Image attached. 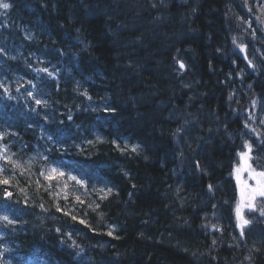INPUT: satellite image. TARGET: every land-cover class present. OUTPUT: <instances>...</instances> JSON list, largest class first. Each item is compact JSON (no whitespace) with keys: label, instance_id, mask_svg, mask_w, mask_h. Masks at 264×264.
<instances>
[{"label":"trees","instance_id":"16d2710c","mask_svg":"<svg viewBox=\"0 0 264 264\" xmlns=\"http://www.w3.org/2000/svg\"><path fill=\"white\" fill-rule=\"evenodd\" d=\"M0 3L3 264H264L233 179L245 112L264 113V0ZM179 132L201 153L160 143Z\"/></svg>","mask_w":264,"mask_h":264},{"label":"snow or ice","instance_id":"6c2138e0","mask_svg":"<svg viewBox=\"0 0 264 264\" xmlns=\"http://www.w3.org/2000/svg\"><path fill=\"white\" fill-rule=\"evenodd\" d=\"M0 8L9 9L10 4L9 3H0ZM180 67L184 68V64L182 62L180 63ZM44 71H47V69H44ZM5 91H7V89H5ZM28 95L31 96L32 93L29 92ZM35 103H36V105H41L42 101L37 99V100H35ZM261 123H264V121H261ZM253 131H255V130H253ZM0 138H2V137H0ZM243 147L246 148L248 151L247 152L242 151V152L238 153V155L241 157V159L244 162V168L243 169L237 168L236 171H237V173H239L240 171H243V170H249L251 172H254V170L251 168V165L248 164V160L251 159L249 153L252 150V146H251V144H249L246 141L244 143ZM131 150L133 152H136L137 148L133 147ZM5 159H7V158L5 157ZM4 172H5V169L0 168V185L8 186L10 184V179L3 177ZM61 175H63V173H61ZM49 179H51V177H49ZM71 179L75 180L76 177L73 176V177H71ZM237 179H239L238 175H237ZM252 179L256 180V187H250L249 188L248 186H245L247 191L242 190L241 191V197H242V199H244L246 201V207H248L252 211H259L260 216L264 217V207L257 208V206L253 203V201L255 200V198L257 196L264 198V171L255 173L254 175H252ZM211 187L212 186L209 185V190H211ZM4 192H5V195L7 197L12 196V193L8 191L7 187L4 188ZM57 210L60 211L59 208H57ZM235 212H236V216H237V220H238L237 227H239L241 229L240 235H241V237H243L244 236V228L246 225H248L250 223V221L245 219L243 217V215L241 214V206L239 204L237 205ZM4 219L7 220L8 223H12L11 220H8V217H4ZM72 219L76 220L77 217L72 216ZM80 222L84 223V221H80ZM213 227H216V226L213 225ZM107 234L109 236H111L112 232L109 231ZM213 243H215V241H213ZM7 251H8V249L5 248L4 252H7ZM2 255H3V253H0V256H2ZM0 264H3L2 260H0Z\"/></svg>","mask_w":264,"mask_h":264},{"label":"bare ground","instance_id":"6f19581e","mask_svg":"<svg viewBox=\"0 0 264 264\" xmlns=\"http://www.w3.org/2000/svg\"><path fill=\"white\" fill-rule=\"evenodd\" d=\"M236 23L238 24V25H240V26H242V25H244L245 23H247L246 22V20H237L236 19ZM245 44H248L247 42H243L242 43V46L243 45H245ZM248 45H250V44H248ZM248 45H245V47L247 48V49H249V47H248ZM251 46V45H250ZM55 47H57V48H59L56 44H55V46H53L52 48H55ZM35 52H36V54H41V56H39L40 58H44V59H46V58H49V51H47V50H42V49H39L38 48V46L36 47V48H32ZM32 49L31 48H28V49H26V51H32ZM66 51V50H65ZM68 52H70V49L68 50ZM60 59V58H59ZM23 79H26L25 77L23 78ZM69 86V85H68ZM75 86H79V87H81L82 85H81V82L80 81H77L76 83H75ZM48 95H50V93H48ZM189 122L190 121H188V122H185V124H189ZM191 123V122H190ZM190 126L191 125H188L186 128H190ZM230 128H228V127H226V126H223L222 128H221V130H212L211 132H208V134H209V139L210 140H212L211 142H214V141H216V140H218L221 136H222V132H230V130H229ZM236 134L238 133V131H236L235 132ZM184 135H185V133H181L180 134V132L178 133V134H171V135H167V136H170V137H172L171 139H169V140H166V139H163L166 135H163L162 137H160L159 139H160V143L162 144V145H164L167 149L168 148H170V147H176L177 146V143H180V145L183 147L184 145H185V141L187 140V138H188V140L189 141H195L194 140V138L195 137H193V136H190V135H187V133H186V137H185V139H184ZM247 137V134L246 133H244V134H242V135H239L237 138H236V140H235V147H236V151H238L241 147H242V145L244 144V142H245V138ZM183 140V141H182ZM196 145H197V147H196V149H193V153L192 154H195V155H198V154H200L201 153V151H202V149H203V147L205 146V144H204V142L203 141H195L194 142ZM110 243H108V245L106 246V247H98L97 245H95V248H96V250H97V252H99V250L100 251H104V252H107V247H112V245L110 246L109 245ZM102 249V250H101Z\"/></svg>","mask_w":264,"mask_h":264},{"label":"rangeland","instance_id":"374dc122","mask_svg":"<svg viewBox=\"0 0 264 264\" xmlns=\"http://www.w3.org/2000/svg\"><path fill=\"white\" fill-rule=\"evenodd\" d=\"M253 23L254 22H252L250 24L248 22L247 25L250 26ZM253 121H254L255 125L257 126V128H259L261 125V124L259 125V122L263 121V116L262 115L255 116ZM3 157H4V151L2 148H0V162H1ZM251 159H252V157H251ZM251 159L248 160V164L251 165V168L254 170V172H251L249 170H243V171H240L239 173H237V171H236L237 168H241V169L244 168V162L240 156L238 157V161L236 162L234 170H233V179L235 181L236 191H237L236 192V196H237L236 207L238 204L241 206V214L243 215L244 218H245V215L248 214L252 210H250L248 207H246V201L244 199H242L241 191L242 190L247 191L245 186H248L249 188L250 187H256V180L252 179V175H254L255 173L264 171V170H256L254 168V164L252 163ZM237 175L239 176V179H237ZM263 200H264V198L257 196L255 198V200L253 201V203L254 204L258 203V202L262 203ZM235 217L237 219L236 212H235ZM237 223H238V220H237Z\"/></svg>","mask_w":264,"mask_h":264}]
</instances>
